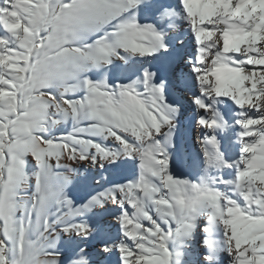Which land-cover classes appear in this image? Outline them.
Wrapping results in <instances>:
<instances>
[{"label":"snow or ice","instance_id":"snow-or-ice-1","mask_svg":"<svg viewBox=\"0 0 264 264\" xmlns=\"http://www.w3.org/2000/svg\"><path fill=\"white\" fill-rule=\"evenodd\" d=\"M243 8L0 0V264H264V23ZM193 116L208 180L173 174L203 172Z\"/></svg>","mask_w":264,"mask_h":264},{"label":"rangeland","instance_id":"rangeland-1","mask_svg":"<svg viewBox=\"0 0 264 264\" xmlns=\"http://www.w3.org/2000/svg\"><path fill=\"white\" fill-rule=\"evenodd\" d=\"M174 2L176 5L177 3H179V0H172L173 6H174ZM249 5L251 6V9H252L251 13L247 12V8ZM243 10H244V14L246 16H249L252 13H255L257 10H259L262 14L261 15V22L264 23V0H244ZM143 22L147 23L149 21H143ZM253 33H255V32H253ZM253 33L248 34V36L252 35ZM94 38L95 37H92V39H94ZM87 75L89 77H91L93 80H97V81L102 80V74L101 73H98L95 71H89L87 73ZM109 83H113V81L110 79ZM81 94L82 93H77L76 95H81ZM69 98H74V97L70 96ZM185 124H187V121H185L183 118H181L180 128L182 130L186 151L189 153L190 148L192 147V144H193V139H192L193 132H191V130H187V128H185ZM73 127H74L73 122L71 120H68L66 122L61 123L57 127H53L49 134H53V135L58 136V135H60L61 131H65V132L71 131L73 129ZM170 151H171V149H170ZM191 155L200 161V168L203 169V172H200V171L186 172V171L174 170L173 174L174 175H180V177L182 179L198 180L201 176H203L205 180H208L210 178L211 174L209 173V170L204 167L202 154L192 153ZM67 167L72 168V167H76V166L75 165H67ZM219 187L221 188V190H224L223 185H220Z\"/></svg>","mask_w":264,"mask_h":264},{"label":"bare ground","instance_id":"bare-ground-1","mask_svg":"<svg viewBox=\"0 0 264 264\" xmlns=\"http://www.w3.org/2000/svg\"><path fill=\"white\" fill-rule=\"evenodd\" d=\"M179 3H177L176 5H178ZM174 6H175V2H174ZM175 11L177 12V15L174 16V17H166L165 18V24H168V23H174L175 25H177V27H179L182 23H183V15H182V10L178 7L175 8ZM251 39L255 40L257 38V34L256 32L253 33L252 35H250ZM247 37H237V40L238 41H241L243 39H246ZM234 119V118H233ZM231 122V121H230ZM185 128H187V130H191V132H193V144H192V147L190 148V151L189 153L192 154V153H199L201 154L200 152V145L199 143L197 142L198 140V135H202V131L201 129H199L195 123V116H193L190 120L187 121V124H185ZM231 131V134H232V139H233V142L236 141V131H238V128H233L230 130ZM237 148H238V145H237ZM76 167H79L80 165H75Z\"/></svg>","mask_w":264,"mask_h":264}]
</instances>
